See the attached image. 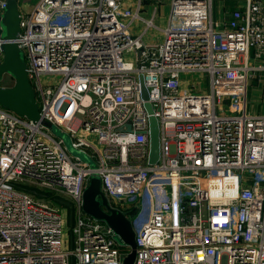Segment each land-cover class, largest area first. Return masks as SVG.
Returning a JSON list of instances; mask_svg holds the SVG:
<instances>
[{"label": "built area", "instance_id": "obj_1", "mask_svg": "<svg viewBox=\"0 0 264 264\" xmlns=\"http://www.w3.org/2000/svg\"><path fill=\"white\" fill-rule=\"evenodd\" d=\"M243 1L219 21L213 0H17L40 117L94 165L0 106V264H122L128 248L81 209L93 174L110 207H139L133 264H264V114L245 103L264 72L249 59L264 58V0ZM19 184L70 200L71 218Z\"/></svg>", "mask_w": 264, "mask_h": 264}, {"label": "water", "instance_id": "obj_2", "mask_svg": "<svg viewBox=\"0 0 264 264\" xmlns=\"http://www.w3.org/2000/svg\"><path fill=\"white\" fill-rule=\"evenodd\" d=\"M20 11L17 7V0H5L3 12L0 15V38L2 42L0 48L2 59L0 61V82L4 75H9L13 79L10 86L0 84V106L12 111L19 116L32 121H40L50 129L53 125L48 124L40 117V109L35 98V92L27 75V64L22 49L17 38L21 27ZM140 89L144 99L149 117V163H156L159 159L160 139L159 123L154 116V110L149 102L148 91L143 83L142 74L139 76ZM83 158L89 160L82 152ZM137 206L132 207L128 213L110 207L106 196L101 191V178L93 174L87 186L83 190L81 209L92 219L99 220L112 229L120 242L128 247V252L122 257V264H133L136 242L134 241V230L131 225V219L138 211Z\"/></svg>", "mask_w": 264, "mask_h": 264}, {"label": "crops", "instance_id": "obj_3", "mask_svg": "<svg viewBox=\"0 0 264 264\" xmlns=\"http://www.w3.org/2000/svg\"><path fill=\"white\" fill-rule=\"evenodd\" d=\"M212 17L215 20L225 21L231 11L237 7L244 6L243 0H213ZM150 6V5H148ZM151 8L147 7L146 14L150 13ZM168 7L167 4L161 5L157 14V18L154 19L156 24L160 27H165L167 24ZM141 23H134L131 27V32L136 34L139 32ZM157 42V40H156ZM249 59L254 64L264 63V58L256 60L254 58V51L250 49ZM247 95H246V109L252 115L264 114V72H260L257 75L249 79L247 83Z\"/></svg>", "mask_w": 264, "mask_h": 264}, {"label": "rangeland", "instance_id": "obj_4", "mask_svg": "<svg viewBox=\"0 0 264 264\" xmlns=\"http://www.w3.org/2000/svg\"><path fill=\"white\" fill-rule=\"evenodd\" d=\"M33 2V1H32ZM32 5V3H30ZM25 9H27L26 7H24ZM146 15V14H145ZM13 83V79L12 77H10L9 75H4L3 79L1 80L0 84L2 86H10L11 84ZM51 131L53 133V135L57 138H61L63 140V142L65 143L66 145V148L68 150V152L70 153V155H72L73 157H76L78 156L79 158H81L82 160L86 161L85 158H83L82 154L79 153L80 151H78L77 149H74L72 147V142L70 141V138H69V135L68 133H66L64 130H62L61 128L57 127V126H52L51 128ZM88 162L91 166L94 165V161L92 160H88L86 161ZM18 187L26 190V191H30L31 193H35L37 194L41 199L42 201H47V202H51L52 204H54L56 207H58L59 209H63L64 212L67 211L68 213V216H70L71 218V211L73 210L72 209V205H71V202L70 200L68 199H64V198H53V196L51 195H48L47 191L43 190V191H39L37 192L36 190H33V188H31L30 186L28 185H23V184H19L17 185ZM47 196V197H46ZM48 196L51 198L48 199ZM85 215V214H84ZM87 216V215H86ZM65 232L66 234L68 233V230L70 229L71 226V220H70V223L66 220V225H65ZM114 239L117 241V242H120V240L117 238V236L114 234ZM121 243V242H120ZM123 245V244H122ZM128 248V247H127Z\"/></svg>", "mask_w": 264, "mask_h": 264}]
</instances>
